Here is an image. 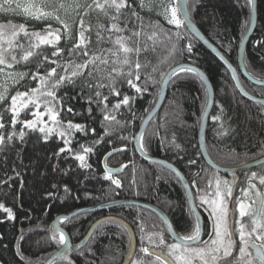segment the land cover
<instances>
[{
  "label": "trees",
  "instance_id": "1",
  "mask_svg": "<svg viewBox=\"0 0 264 264\" xmlns=\"http://www.w3.org/2000/svg\"><path fill=\"white\" fill-rule=\"evenodd\" d=\"M257 6L258 25L247 45L245 62L249 73L264 81V44H257L258 41H264V0H257ZM189 9L197 27L238 68L239 48L250 27L252 5L246 4L245 0H200L199 3L197 0H189ZM142 15L146 24L149 21L158 23L163 30L172 27L167 25L162 17L144 13ZM8 20L15 24L27 22L20 15L0 13V23H6ZM33 26L40 28L39 24ZM188 39L194 48L193 53L186 57L177 56L173 59L163 44L157 45L154 51L142 54V63L150 60L152 66L159 68V71L153 74L158 83L149 86L148 92L136 95L134 89L117 84L122 94L135 96L132 105L135 115L122 106L116 112V117L123 127L113 124L114 131L109 136H105L108 125L102 123V115L95 104L92 105V117L87 115L88 90L84 89V99H81L78 95L79 83L76 86L61 88L58 95L75 97L68 99L66 106H71L74 112L82 113L73 116L71 113L62 112L61 118L65 123L68 120L85 123L96 130L95 136L75 133L71 137L72 150L79 152L81 144L92 145L96 138H103L102 142L95 146L94 153L87 158V162L92 165L91 169L78 167L79 162L68 152L59 157L54 156L60 147H65L63 141L54 136L47 143H43L38 138V133H29L26 137L21 153L23 165L18 162L16 150L0 154V181H9L8 184L0 183V202L11 207L16 217L14 221H7L4 214L0 213V220L4 221L0 223V236H3L0 240V264H44L61 247L50 240V229L56 217L109 201L135 199L156 205L169 215L180 234L186 235L190 232L195 217L176 176L163 166L142 160L134 148L135 136L159 97L161 74L170 71V67H175L178 63L199 67L213 85L215 104L206 134V145L211 158L217 164L230 168L264 156V105L244 99L222 63L190 31ZM61 43L64 44L63 41ZM148 43L152 44L151 41ZM67 46H70V43ZM50 51L49 49L48 52ZM47 67V64L41 65L40 71L43 72ZM150 71L151 66L141 69L144 74ZM241 82L250 94L264 99V88L250 84L242 76ZM34 86L35 81L26 80L21 90ZM104 92L108 94L107 89ZM119 99L121 97L109 94V107ZM207 103L208 92L201 78L193 74L179 73L178 77L171 81L165 105L148 127L142 142L148 145L145 151L149 155L173 163L189 181L194 172H200L202 178L198 180V187H204L213 174L230 183L235 181L232 197L229 199V210L238 216L236 201L238 197H242L241 189L247 187L252 172L264 174V166L232 176L219 174L206 164L199 147V132ZM221 105L224 108L223 113L220 111ZM4 115L7 119V114ZM217 115L227 119L226 127H229L230 132L226 137L217 134L221 129L218 122L212 119ZM24 116L22 113V118ZM176 144L180 145V148H176ZM19 148L20 145L17 144V149ZM114 148L124 150L112 156L108 166L119 168L127 165L122 175L113 177L121 181L119 188L111 181L103 179V160ZM189 159H196L197 164L189 165ZM14 167L22 172L21 177H15L12 172ZM52 184H56L57 188L53 189ZM64 185L68 186L73 196H65ZM49 191L57 195L47 198L45 194ZM6 192L11 195H5ZM194 192L196 195L195 189ZM196 200L199 203V200ZM108 216L121 218L133 228L138 238V248L142 235L138 224L141 221L145 233L160 231L164 238L167 234L164 224L157 216L144 209L125 206L78 216L65 221L63 226L73 242L78 244L97 220ZM98 229L87 245L92 250L91 253L85 251V256L82 257L76 251L70 259L77 264H122L129 250L126 230L117 223H104ZM17 245L20 246L19 249ZM18 250L23 253L25 260L16 254ZM57 264H67V261L61 260Z\"/></svg>",
  "mask_w": 264,
  "mask_h": 264
},
{
  "label": "snow or ice",
  "instance_id": "2",
  "mask_svg": "<svg viewBox=\"0 0 264 264\" xmlns=\"http://www.w3.org/2000/svg\"><path fill=\"white\" fill-rule=\"evenodd\" d=\"M245 3L253 5L254 0H245ZM0 13L20 15L27 21L15 24L8 20L0 23V154L16 150L20 165H23L21 153L26 137L29 133H38L43 143L54 136L63 141L65 147H60L54 156L59 157L68 152L79 162L78 167L91 169L87 158L94 153L95 146L103 138H96L92 145L81 144L79 152L72 150L71 137L75 133L95 136L96 130L85 123L71 120L65 123L61 118L62 112L73 116L82 113L66 106L67 100L75 97L58 95L61 88L79 83L78 95L81 99H84L83 91L86 88L89 92L87 115L92 117V105L95 104L102 115V123L108 125L105 136H109L114 131L113 124L123 127L116 117V112L122 106L135 115L132 108L135 96L122 94L117 84L134 89L136 95H143L148 92L149 86L158 83L153 74L159 68L152 66L150 60L142 63V54L154 51L157 45L163 44L175 59L177 56L191 55L194 48L188 39L191 17L186 0L183 3L180 0H0ZM142 13L162 17L172 27L163 30L158 23L149 21L146 24ZM34 24H39L40 28H35ZM182 41L185 43L182 44ZM69 43L70 46H67ZM257 44H264V41H258ZM44 64L48 67L41 72L40 66ZM149 66V73L141 72L142 68ZM179 73L200 77L206 86L204 73L182 63L162 73L159 83H167L173 77H178ZM26 80L35 81L36 86L21 90ZM9 88H15V91H9ZM105 89L108 94H105ZM109 94L121 97L111 108L108 104ZM220 111L224 112L222 105ZM22 113L25 114L24 118ZM28 116L32 118L28 119ZM212 119L218 122L221 129L218 136H228L230 129L226 127L227 119L219 115ZM143 140L144 136L141 135L138 142L142 151L148 146ZM17 144L20 145L19 149ZM175 147L180 148V145L176 144ZM123 150L114 148L106 156ZM188 164L194 166L197 160L189 159ZM172 171L185 183L190 193L196 190L193 210L197 207L208 210L212 220L208 238L202 239L204 229L199 215L191 225L190 232L177 236L176 242L170 244L166 243L160 231L145 233L141 221L138 224L142 233L140 246L138 249L132 247L129 264H264V174H250L247 187L241 189L242 197L237 198L236 216L228 210V200L232 197L235 181L230 183L213 174L204 187H198V180L202 178L200 172H194L191 181H185L178 170ZM12 172L16 178L22 176V172L15 167ZM112 173L113 169L106 167L103 179L111 181L117 188L121 187V181L113 179ZM0 183L8 184L9 181L5 179ZM51 187L55 189L57 185L52 184ZM63 192L66 197L73 196L67 185L63 186ZM5 195L11 193L6 192ZM45 195L52 198L57 194L49 191ZM196 199L199 200L198 205ZM0 213L4 214L7 221L16 218L13 209L3 202H0ZM68 220L67 215L59 217V223ZM3 222L0 220V223ZM106 222L116 223V220L109 219ZM104 223L100 222V226ZM120 227L126 226L121 223ZM50 232V240L63 246L59 259L74 264L69 258L74 249L65 233L56 226ZM2 239L3 236H0ZM19 247L17 245V249ZM162 247L167 249L163 254L157 251ZM75 251L83 257L85 251L91 253L92 250L85 246ZM16 254L22 260L26 259L19 250ZM46 264H57L56 258Z\"/></svg>",
  "mask_w": 264,
  "mask_h": 264
},
{
  "label": "water",
  "instance_id": "3",
  "mask_svg": "<svg viewBox=\"0 0 264 264\" xmlns=\"http://www.w3.org/2000/svg\"><path fill=\"white\" fill-rule=\"evenodd\" d=\"M181 3L185 2V0H180ZM186 2L189 4V0H186ZM257 0H254V4L252 5V14H251V23H250V27L246 33V35L244 36L240 48H239V53H238V68H236L224 55L223 53L214 45L212 44L207 37L202 33V31L197 27V25L194 23L190 10V17H191V23L189 25V31L190 33L201 43L203 44L221 63L222 65L226 68V70L229 72L233 83L237 89V91L239 92V94L246 99L247 101H250L252 103H257V104H261L264 105V99L258 98L253 96L252 94H250L248 91L245 90V88L243 87L241 80H240V75L246 80L248 81L250 84L259 87V88H264V81H260L256 78H254L248 71L247 66H246V62H245V55H246V49H247V45L250 41V39L253 37L256 29H257V25H258V14H257ZM221 57H223V59H221ZM186 66L189 67H195L197 68L200 72L204 73V79L206 80V89L208 92V104L205 110V113L203 115L202 121H201V128H200V132H199V147H200V151L201 154L205 160V162L207 163V165L212 168L214 171L221 173V174H240L252 169H256L260 166L264 165V156L252 161L250 163H247L245 165L236 167V168H224L219 166L218 164H216L213 159L210 157L208 150H207V145H206V134H207V128H208V123H209V119H210V115L213 111V107H214V103H215V92H214V88L213 85L209 79V77L207 76V74L201 70L199 67L194 66V65H190V64H185ZM174 78V77H173ZM172 78V80H173ZM168 81L167 83H162L161 86V90H160V94L159 97L156 101V104L154 105L153 109L148 113V115L145 117V119L143 120V123L135 137V142H134V146L135 149L138 153V155L145 160L146 162L152 163V164H157L160 166H163L167 169H169L170 171H172V169H176L178 170L181 175H183V173L179 170V168H177L174 164L159 159V158H155V157H151L150 155H148L144 150H141L140 147V142H138L140 140V136L143 135L146 132V130L148 129V127L150 126V124L152 123V121L155 119V117L162 111L166 99H167V95H168V90H169V86L171 81ZM118 152H113V154L111 156H106L103 160V166L104 168H108V160L115 154H117ZM118 170V171H117ZM173 172V171H172ZM123 173V168H119V169H113V176H119ZM173 174H175L173 172ZM176 176V174H175ZM184 176V175H183ZM177 177V176H176ZM185 177V176H184ZM178 178V177H177ZM178 180L180 181V179L178 178ZM185 181H187V179L185 178ZM184 190L186 191V194L188 196V200H189V204H190V208L192 210V212L194 213L195 217L197 215H199L200 218V222L201 225L203 227V217L198 209V207L193 210V202H194V195L193 192H189L186 189V185L184 182H181ZM196 203V202H195ZM121 206H129V207H139L142 209H146L152 213H154L155 215H157L158 217H160L165 224L167 225L170 235L172 237V239L176 242V238L177 236H179L172 223L171 220L169 219V217L157 206L152 205V204H148V203H144L141 201H137V200H120V201H113V202H107L104 204H101L99 206L96 207H89V208H83V209H78L77 211H75L72 214L67 215L69 217V220L73 219V217H77L83 214H89V213H97V212H104V211H108L117 207H121ZM63 216V215H62ZM61 217V216H60ZM109 219H115L116 223L121 224L123 223L126 227V230L128 231L129 235H130V250L129 253L124 261L123 264H129V254L132 250V247H136L137 248V242H136V238H135V234L133 232V229L123 220L118 219V218H103L98 220L89 230L88 234L86 235V237L81 241L79 248H83L84 246H86V244L90 241V239L92 238L94 232L96 231V229L100 226V222H106ZM53 226L59 227L66 235V237L68 238V242L69 244L72 246V242L70 239V236L68 234V232H66L65 229L62 228L61 223H59V217H57L54 221ZM62 251V248L57 251L53 256H51L46 262L51 261L53 258H56V261H60L59 259V253ZM46 264V263H45ZM75 264V262H74Z\"/></svg>",
  "mask_w": 264,
  "mask_h": 264
},
{
  "label": "flooded vegetation",
  "instance_id": "4",
  "mask_svg": "<svg viewBox=\"0 0 264 264\" xmlns=\"http://www.w3.org/2000/svg\"><path fill=\"white\" fill-rule=\"evenodd\" d=\"M250 202V201H249ZM199 204V203H198ZM189 205V204H188ZM200 208V213L203 217V228H204V235H203V239H207V233L208 231H210L211 229V221H210V217L208 216V214L206 213V208L203 207H199ZM207 215V216H206ZM174 225V224H173ZM175 230L177 231L176 227L174 226ZM178 232V231H177ZM179 233V232H178ZM180 234V233H179ZM182 235V234H181ZM165 241L166 243L170 244L173 243V241L171 240V238L168 236V234H166L165 236ZM160 251L162 250L163 252H166L167 249L162 247L159 249Z\"/></svg>",
  "mask_w": 264,
  "mask_h": 264
},
{
  "label": "rangeland",
  "instance_id": "5",
  "mask_svg": "<svg viewBox=\"0 0 264 264\" xmlns=\"http://www.w3.org/2000/svg\"><path fill=\"white\" fill-rule=\"evenodd\" d=\"M5 87H7V85H5ZM0 90H2V89H0ZM14 90H15V88H9V91H12L13 92ZM45 119H48V118L45 117ZM230 207H231V205H230V202L228 200V210H229ZM229 212L232 213V211H230V210H229ZM245 219L247 220V217ZM237 242H238V236H237Z\"/></svg>",
  "mask_w": 264,
  "mask_h": 264
}]
</instances>
